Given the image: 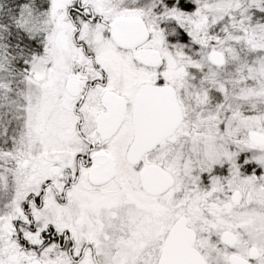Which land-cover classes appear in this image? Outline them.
<instances>
[{"label": "snow or ice", "instance_id": "snow-or-ice-1", "mask_svg": "<svg viewBox=\"0 0 264 264\" xmlns=\"http://www.w3.org/2000/svg\"><path fill=\"white\" fill-rule=\"evenodd\" d=\"M0 264H264V0H0Z\"/></svg>", "mask_w": 264, "mask_h": 264}]
</instances>
